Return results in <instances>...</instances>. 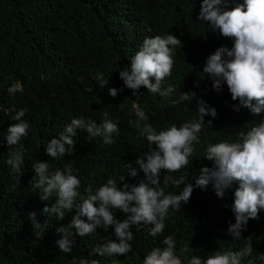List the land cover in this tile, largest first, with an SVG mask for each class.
<instances>
[{
  "label": "trees",
  "instance_id": "1",
  "mask_svg": "<svg viewBox=\"0 0 264 264\" xmlns=\"http://www.w3.org/2000/svg\"><path fill=\"white\" fill-rule=\"evenodd\" d=\"M202 0H0V264H72L73 259H98L100 264H143L144 257L154 247H165L162 240L172 236L176 242V254L189 247L193 252L181 256L184 264L192 256L207 258L217 251L223 253L241 250L253 236L251 256L241 258V264H261L256 259L264 253V210L259 220H249L247 230L239 240L228 232L229 221L235 223L234 214L225 204L234 200V189L226 190L223 198L217 197L211 185L207 190L194 188L188 203L179 210L169 209L162 234L152 237L144 225L131 231L132 251L126 256L100 257L91 255L93 249L114 236V229L103 226L91 235L72 237L75 241L71 252L63 253L56 241L62 237L56 228L68 227L75 209L65 210L63 221L55 214L42 215L43 207L55 202L40 199L41 190L33 186L36 175L32 164L47 161L50 171L71 165L80 181L77 191L81 197L87 188L95 191L114 179L126 175L128 163L139 171L136 160L145 155L149 144L137 127L138 118L133 104L138 103L157 131L175 124L178 127L198 119L196 100H179L180 94L195 92L209 107L217 111L216 118L204 117L199 142L189 157V164L180 171L162 172L161 187L165 192L178 194L184 185L163 184V177H185V183H193L201 167H212L213 162L204 158L210 144L221 141L235 142L240 132H247L254 123L264 119V112L254 116L247 108L234 110L233 101L226 84L221 91L212 87V80L202 72L206 58L217 48L233 46V39L223 37L207 22L197 17ZM243 0H225L220 7L231 10ZM174 34L182 42L173 49L171 75L162 81L161 90L172 86L175 90L167 96L152 94L141 87L137 96L124 87L119 77L123 66L130 67V59L142 46L146 37ZM227 58V57H225ZM19 82L23 91L9 94L8 88ZM123 88L113 98L108 88ZM90 89V90H88ZM123 104L121 110L117 105ZM27 109L25 119L30 128L28 135L18 145L8 147L7 128L16 123L11 109ZM103 112L117 122L119 132L113 134L114 143L106 145L101 137L91 140L85 130H77L75 151L60 159L46 154L47 143L59 136L73 118L83 117L98 124L104 119ZM212 121L209 124L208 121ZM23 150V175L20 183L13 179L8 153ZM155 148V145H153ZM144 179L139 171L137 177H128L130 184ZM81 203L80 197L76 204ZM115 211V210H114ZM35 212L41 223L37 234L28 213ZM118 219L126 214L116 211ZM73 233L75 229H70Z\"/></svg>",
  "mask_w": 264,
  "mask_h": 264
},
{
  "label": "clouds",
  "instance_id": "2",
  "mask_svg": "<svg viewBox=\"0 0 264 264\" xmlns=\"http://www.w3.org/2000/svg\"><path fill=\"white\" fill-rule=\"evenodd\" d=\"M225 0H202L197 20L207 22L214 30L226 38L233 39L231 49L221 46L206 58L202 72L212 80V87L216 91L222 90L226 84L233 101H239L234 105V110L247 108L254 116L264 112V0H243L231 10H222L221 5ZM182 42L174 34H161L154 37H146L142 46L130 59V67L123 66L119 70V77L124 87L132 90L135 97L144 87L152 94L167 96L175 89L172 86L161 90L162 81L171 75L175 61L173 49L181 46ZM227 57V58H225ZM90 90V89H88ZM123 88H108V95L115 98ZM22 92V85L17 82L8 88L9 94ZM196 100L198 119H193L181 124H175L163 130L157 131L147 121L148 115L143 111L137 101L133 104L140 133L149 144L144 156L136 160L139 171L144 173V179L138 184H130L128 177L135 178L139 171L126 165V175L121 176L120 183L114 179H108L106 183L95 191L88 187L85 197H81L77 189L80 187V179L74 175L75 169L65 165L63 169L56 168L50 171L47 161H37L32 164L35 176L32 178L33 186L41 190L40 199L49 201L55 195V202L46 204L42 209V215L55 214L58 220L63 221L65 210L75 209L68 227L61 224L56 232L62 237L56 241L63 253L71 252L75 245L73 236L84 237L91 235L100 226L107 231L114 229V236L106 238V242L93 249L91 255L100 257L126 256L132 251L131 241L134 234L133 226L140 230L141 226L151 225L148 228L149 235L156 237L163 233L164 221L169 209L179 210L182 204L189 202L194 188L207 190L211 185L219 198H223L226 190L234 189V200L225 204L234 214L235 223L229 221L228 232L234 240L242 237V232L247 230L249 220H259L260 212L264 210V119L253 126L247 132H240L239 139L235 142L221 141L210 144L206 148V158L213 162L212 167H201L199 176L193 183H185V177L179 179L171 175L163 177L166 186L171 182L175 186L184 185L178 194L166 193L161 187L162 172L173 173L180 171L189 164V157L195 151L193 144L199 142L198 134L205 123L204 117L216 118L217 111L209 107L199 98L195 92L181 93L176 103ZM121 110L123 104L117 105ZM15 115L12 117L16 123L7 128L6 143L8 147L18 145L22 137L28 135L30 124L23 119L27 109H11ZM103 121L97 123L93 120L73 118L71 123L64 127L59 136L51 139L46 146V154L54 159H60L65 155H71L75 151L74 137L77 130H85L89 139L101 137L103 143H114L113 134L119 132L117 122L109 118L107 112H103ZM212 124V121H208ZM3 143V142H0ZM155 145V148H153ZM7 163L11 165L13 179L17 184L23 175V150L15 149L8 153ZM80 197L81 203L76 204ZM115 210V211H114ZM116 211L126 214L123 220L118 219ZM34 234L36 235L41 223L36 218L35 212L28 213ZM74 228L73 233L70 229ZM247 243L239 251L219 252L209 255L207 258L192 256L187 264H241V258L251 256L253 252V236L244 238ZM165 247H154L143 259V264H184L181 256L193 252L189 247L181 248L180 255L176 254V242L172 236L162 240ZM257 260L264 264V253H259ZM72 264H77L73 259ZM78 264H100L98 259L81 257ZM255 264V261H249Z\"/></svg>",
  "mask_w": 264,
  "mask_h": 264
}]
</instances>
